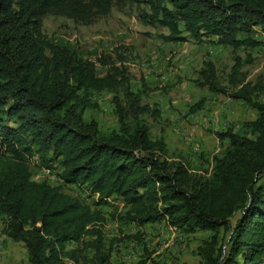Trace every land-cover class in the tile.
<instances>
[{"label":"trees","instance_id":"trees-1","mask_svg":"<svg viewBox=\"0 0 264 264\" xmlns=\"http://www.w3.org/2000/svg\"><path fill=\"white\" fill-rule=\"evenodd\" d=\"M115 5L144 7L139 20L166 29V43L216 38L234 52L264 48V0H0V220L8 236L25 245L30 264H110L99 207L117 198L126 212L114 218L123 222L166 220L188 233L213 232L201 264H264V104L253 100L260 87L246 82L240 56L231 90L205 63L198 85L252 105L259 116L250 133L215 132L226 150L209 176L193 173L169 156L164 138H152L145 116L160 111L143 104L148 87L134 91L121 53L99 59L100 75L95 62L43 32L50 14L92 24ZM103 92L114 95L120 122L109 133L85 117L96 107L93 94ZM36 161L57 166L59 185L34 179ZM70 186L97 199L92 205L68 194Z\"/></svg>","mask_w":264,"mask_h":264},{"label":"rangeland","instance_id":"rangeland-1","mask_svg":"<svg viewBox=\"0 0 264 264\" xmlns=\"http://www.w3.org/2000/svg\"><path fill=\"white\" fill-rule=\"evenodd\" d=\"M143 9L137 5H115L109 15L92 24L50 14L44 18L43 32L50 41L95 62L100 75L105 74L106 69L101 67L99 59L108 55L117 60L121 53L134 91L142 93L144 85L148 87L149 90L142 93L143 104L160 111L157 118L145 116L152 138H164L170 157L186 163L193 173L209 176L213 171L214 157L222 155L228 146L214 133L227 130L250 133L248 123L255 121L259 112L244 101L213 93L198 85L200 71L206 62H213L219 83L231 90L234 59L242 57L246 82L260 87L253 100L264 104V48H242L234 52L232 48L218 45L216 38L202 42L166 43L160 38V35L168 34L166 29L146 26L139 20ZM261 37L257 35V39ZM121 64L120 61L118 65ZM92 100L96 107L88 110L85 117L96 119L104 133L119 129L114 95L94 93ZM195 105L200 108L193 111ZM31 167L38 182L59 185L56 165L47 169L36 161ZM64 191L81 196L92 205L97 199L77 186L66 187ZM99 208L107 216L103 231L107 245H112L110 264H201V250L213 235L209 231L188 233L172 227L166 220L143 227L123 222L114 218L126 212L123 201L117 198ZM236 220L233 219V224ZM6 225L1 219L0 264H30L25 245L8 236ZM222 237L226 238V235L221 234ZM75 247L73 243L68 245L69 250ZM65 261L71 264L66 258Z\"/></svg>","mask_w":264,"mask_h":264}]
</instances>
